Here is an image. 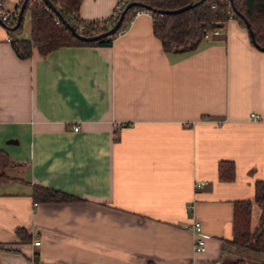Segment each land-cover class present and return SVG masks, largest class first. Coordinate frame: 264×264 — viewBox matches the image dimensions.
Listing matches in <instances>:
<instances>
[{"label": "crops", "instance_id": "crops-1", "mask_svg": "<svg viewBox=\"0 0 264 264\" xmlns=\"http://www.w3.org/2000/svg\"><path fill=\"white\" fill-rule=\"evenodd\" d=\"M116 2L81 0L80 16L108 17ZM151 21L140 12L110 45L34 48L23 59L0 22V150L11 161L0 264L257 262L228 240L235 200H252L251 228L260 213L264 51L229 18L196 49L165 52ZM220 160L234 163L232 180L218 178ZM34 184L79 200L35 202Z\"/></svg>", "mask_w": 264, "mask_h": 264}, {"label": "trees", "instance_id": "trees-1", "mask_svg": "<svg viewBox=\"0 0 264 264\" xmlns=\"http://www.w3.org/2000/svg\"><path fill=\"white\" fill-rule=\"evenodd\" d=\"M3 1V0H0ZM138 1L143 6L132 5L126 9L117 30L101 39L85 41L73 35L67 24L85 35L96 34L108 29L118 18L110 15L100 19H84L80 16L81 0H51L60 13V18L50 12L42 0H26L19 24L12 28L17 19L19 7L13 20L0 21L10 35L11 46L19 58H28L35 48L41 56L60 46L66 45H110L114 36L127 27L136 10H146L151 15L152 32L159 38L161 48L165 52H186L197 48L207 31L221 28L226 20L235 18L247 30L244 19L254 33L258 46H264V0H124ZM191 7L178 12H167L186 4ZM213 5V6H212ZM232 6L238 10L237 15ZM148 7V9L146 8ZM124 8V7H123ZM230 13H227V9ZM27 13L29 18V34L21 36L23 18ZM55 16L59 21L55 22ZM250 38V36H249ZM252 45L258 48L251 40ZM259 49V48H258ZM11 163L8 155L0 150V180L4 179L3 169ZM218 178L229 181L234 178V163L230 160H220L217 164ZM31 196L35 202H71L79 200L72 194L34 184ZM253 201L260 208L256 225L250 227L252 200L249 198L233 202L232 236L228 242L243 251L264 256V179L255 181ZM37 261V257H36ZM147 264H153L151 262ZM230 264H246L242 258H237ZM255 264H264V258Z\"/></svg>", "mask_w": 264, "mask_h": 264}, {"label": "built area", "instance_id": "built-area-1", "mask_svg": "<svg viewBox=\"0 0 264 264\" xmlns=\"http://www.w3.org/2000/svg\"><path fill=\"white\" fill-rule=\"evenodd\" d=\"M2 2L3 1H0V21H3V22H7V21H11L13 20L14 18V15L17 13V9L15 10H12V11H7L3 8L2 6ZM125 6V1L124 0H117L115 6H114V9L112 11V15H117L119 12H121V10L123 9V7ZM213 6V5H212ZM47 7V6H46ZM48 10L50 12L53 13L52 9L47 7ZM147 12L146 10H136L135 13H134V16L140 12ZM227 13H230V9L228 8ZM59 21L58 17L55 16V22L57 23ZM219 32V28H215L211 31H207L203 38H207L208 36H210L211 34H217ZM6 40L7 41H10L11 40V37L10 36H7L6 37ZM250 118H253V119H256L258 117V115L254 112H251L249 114ZM77 126L75 125L73 127L74 130H77ZM204 183V181H196L195 182V185L196 186H201L202 184ZM188 227L194 232V239H193V251L194 252H201L203 251L204 249V246H205V238H204V234H203V231H202V226H201V223L200 221L196 220V219H193L190 224L188 225ZM34 244H38L39 243V240H34L33 242Z\"/></svg>", "mask_w": 264, "mask_h": 264}, {"label": "water", "instance_id": "water-1", "mask_svg": "<svg viewBox=\"0 0 264 264\" xmlns=\"http://www.w3.org/2000/svg\"><path fill=\"white\" fill-rule=\"evenodd\" d=\"M25 1H26V0H23V2L21 3V5H20V7H19L18 14H17V19H16L15 24L12 26V28H15V27L19 24V22H20V20H21V18H22V14H23L24 6H25ZM42 1L44 2V4H45L47 7L51 8V9L56 13V15L60 18V13H59L58 10L54 7V5H53V3L51 2V0H42ZM132 5H140V6H143V4H141V3L138 2V1H130V2H128L127 4H125L124 8H123V9L121 10V12L119 13L118 18L116 19V21H115V22H114V23H113L108 29H106V30H104V31H102V32H99V33H96V34L85 35V34H80V33H78V32L74 29V27H72V26L69 25V24H67V27L70 29V31H71V33H72L73 35H75L76 37L80 38L81 40H85V41H93V40H96V39H101V38H103V37H105V36H107V35H109V34L114 33V32L117 30V28H118V26H119V24H120V22H121V20H122V18H123V16H124V12L126 11L127 8H129V7L132 6ZM191 6H192V4L188 3V4H186V5H183V6H181V7H178V8H176V9L164 10V11H167V12H178V11H182V10H184V9H186V8H189V7H191ZM146 8L148 9V7H146ZM232 9H233V11H234L237 15H240V13L238 12V10L235 9L233 6H232ZM240 16H241V15H240ZM244 21H245V23H246V26L248 27V33H249V36H250L252 42H253V43H254V44H255L260 50H263V51H264V46H258V45L256 44V42H255V40H254V33H253V31L249 28V23H248V21H247L246 19H244ZM9 141H12V139H10Z\"/></svg>", "mask_w": 264, "mask_h": 264}, {"label": "rangeland", "instance_id": "rangeland-1", "mask_svg": "<svg viewBox=\"0 0 264 264\" xmlns=\"http://www.w3.org/2000/svg\"><path fill=\"white\" fill-rule=\"evenodd\" d=\"M28 34H29V18H28V15L26 13L24 15V18H23V31H22L21 36L27 37ZM243 252L245 253L246 251H243ZM246 254L250 255L251 256L250 258H255L256 261L259 260V259H263L264 258L263 255H256L254 253L247 252Z\"/></svg>", "mask_w": 264, "mask_h": 264}]
</instances>
